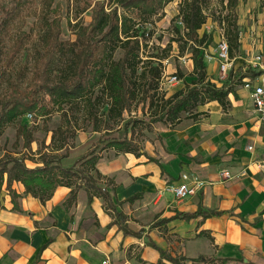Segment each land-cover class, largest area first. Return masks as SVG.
Masks as SVG:
<instances>
[{"label":"crops","instance_id":"1","mask_svg":"<svg viewBox=\"0 0 264 264\" xmlns=\"http://www.w3.org/2000/svg\"><path fill=\"white\" fill-rule=\"evenodd\" d=\"M249 75L235 60L221 82L212 79L228 86L242 76L226 107L217 100L199 105L197 118L160 130L161 140L140 154L99 157L123 221L112 223L103 199L89 201L83 188L65 208L70 187L61 185L41 202L15 182L20 210L13 209L3 184L0 264H264V130L243 86ZM183 171L205 183L177 199L167 182ZM198 209L222 212L185 215Z\"/></svg>","mask_w":264,"mask_h":264},{"label":"trees","instance_id":"2","mask_svg":"<svg viewBox=\"0 0 264 264\" xmlns=\"http://www.w3.org/2000/svg\"><path fill=\"white\" fill-rule=\"evenodd\" d=\"M67 1L75 16L89 10V20L71 23L74 37L62 39L57 3L52 8L56 13L46 20L43 59L36 77L23 87L19 82L10 81L9 90L0 97V135L7 125L17 122V135L22 136L26 153L32 152L30 144L34 138L32 129L20 123L22 116L27 112L34 117L44 116L55 110L59 113L60 124L52 130L48 148L37 151L35 157L17 151L2 152L0 189L4 184L12 208L20 210L18 198L21 194L13 187L15 182L23 185L24 193L37 197L41 202L49 199L57 186L70 187L63 202L67 209L75 202L78 190L83 188L89 201L93 196L103 199L105 210L113 216L112 223H116L123 221L125 214L118 209L120 201L108 189L110 184H114L113 180L105 177L104 181L97 169L101 152L89 149L80 153L73 163H63L73 145L72 138L77 129L90 125L93 131L100 132L97 140L102 144L101 149L111 147L116 151L140 154V146L127 135L126 130L121 135L120 128L115 127L124 112L131 111L138 103L147 102L151 121L169 122L171 125L178 122L184 112H190L192 118H197L201 113L197 107L211 100H217L226 107L230 88L224 82L217 85L211 80L201 53V46L212 41V35L198 32L207 20L205 10L212 0L179 1L177 15L183 22L184 32L174 39L190 42L193 78L168 96L158 91L163 74L161 56L143 58L148 35L140 31L139 23L149 21L171 0ZM218 1L227 9L223 15V34L230 55L234 56V50L239 46V31L233 14L238 0ZM27 2L14 0L10 12H20ZM179 48L183 50L180 45ZM117 51L120 54L116 57ZM1 81L2 74L0 85ZM103 106H106L105 110ZM142 121L145 122L142 118L132 119L133 124ZM146 124L150 125V122ZM27 159L33 160L34 165H29ZM221 212L198 209L185 215L200 213L208 216Z\"/></svg>","mask_w":264,"mask_h":264},{"label":"rangeland","instance_id":"3","mask_svg":"<svg viewBox=\"0 0 264 264\" xmlns=\"http://www.w3.org/2000/svg\"><path fill=\"white\" fill-rule=\"evenodd\" d=\"M180 0L169 1L163 9L152 15L147 22L139 23L140 31L148 35V45L143 51V58L149 55L161 56L163 64L164 78L159 84L158 91L165 92L168 96L169 90H178L184 86L186 81H190L193 76L190 42L177 41L179 34H183V22L177 15ZM14 0H0V74L2 81L0 85V97L9 90L10 81L19 82L27 86L36 77L43 59V34L46 29V20H50L58 8L61 15V38L72 39L74 37L71 23L76 20L86 23L90 18V11L86 10L81 15L75 16L70 9L67 0H28L25 7L20 12L11 11ZM225 4V3H224ZM208 14L206 22L198 30L199 34L205 32L212 35V41L201 46L202 58L205 63L207 75L215 81L221 82L224 77L217 71L218 63L214 57V50L217 40L223 36L224 14L227 9L222 7L218 0H212L205 10ZM233 14L236 17L238 27L239 46L234 50L237 64L242 62L245 70L251 74L262 69L259 64L264 63V0H238L234 6ZM231 19V17H230ZM179 45L183 48L181 50ZM120 52H116V57ZM260 55V61L253 66L256 55ZM164 55V56H163ZM157 59V58H155ZM216 61V62H215ZM214 63L215 67L210 68L209 64ZM175 75V79H166ZM237 77V76H236ZM241 85V79L233 78L228 88H235ZM106 105V104H105ZM103 110L106 106H103ZM198 111V107L196 109ZM190 112H184L182 119H191ZM81 117V115H79ZM149 109L147 102H140L131 111L124 112L123 118L115 127L120 128L123 135L126 130L128 136L138 143L140 148H148L151 143L161 140L160 130L176 125L163 121H151L149 119ZM133 118H142L145 122H132ZM150 122V125L146 124ZM20 123H25L32 129L33 140L31 142L32 152L26 153L23 146V138L17 135V122L10 123L5 127L0 135V155L4 150L17 151L27 156H37V151L48 148L52 130L60 124L59 113L53 110L50 114L34 117L22 116ZM100 132L93 131L90 125L84 129H77L72 138L73 145L67 156L63 159L64 164H71L77 156L89 149L101 152V155L112 157L115 154L123 153L114 148L107 147L101 149L102 144L97 140ZM252 146V145H250ZM249 147V146H248ZM252 148V147H251ZM250 148V149H251ZM63 150H61L62 152ZM264 159V155L262 160ZM29 165H34V161L27 159ZM98 169V168H97ZM185 172V171H183ZM187 172V171H186ZM102 174V173H101ZM181 174V173H180ZM105 181V175L102 174ZM107 178V177H106ZM175 183L167 182V186ZM170 190V189H169Z\"/></svg>","mask_w":264,"mask_h":264},{"label":"built area","instance_id":"4","mask_svg":"<svg viewBox=\"0 0 264 264\" xmlns=\"http://www.w3.org/2000/svg\"><path fill=\"white\" fill-rule=\"evenodd\" d=\"M218 62V70L220 74L224 75L230 72L234 68L235 56H231L229 52V45L225 37L221 36L215 45L214 57ZM260 61V55H256L255 59L252 63L253 66L257 65ZM262 69L249 75L248 77H243V86L249 90L250 97L253 102L254 110L257 115V119L260 122L264 130V63L259 64ZM164 78V74H162L161 81ZM176 76H167L166 79H175ZM27 116H31V112L26 113ZM252 146L249 145V148ZM264 164V159L261 161ZM223 178H228L230 176V172L228 169H223L220 172ZM203 180H200L194 176H192L189 172H181L179 176V181L175 182L171 185V188L167 186L168 189L173 193L174 197L177 199L183 198L187 195L195 193L199 190L203 184ZM107 260H104L105 263Z\"/></svg>","mask_w":264,"mask_h":264}]
</instances>
